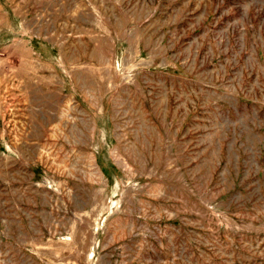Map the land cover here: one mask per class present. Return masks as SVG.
<instances>
[{"label":"rangeland","instance_id":"374dc122","mask_svg":"<svg viewBox=\"0 0 264 264\" xmlns=\"http://www.w3.org/2000/svg\"><path fill=\"white\" fill-rule=\"evenodd\" d=\"M0 264H264V0H0Z\"/></svg>","mask_w":264,"mask_h":264}]
</instances>
